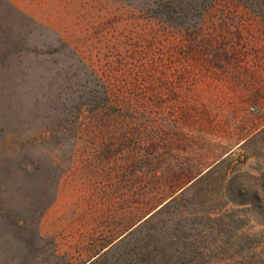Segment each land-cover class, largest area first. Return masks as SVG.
<instances>
[{"label":"rangeland","instance_id":"1","mask_svg":"<svg viewBox=\"0 0 264 264\" xmlns=\"http://www.w3.org/2000/svg\"><path fill=\"white\" fill-rule=\"evenodd\" d=\"M158 2L49 0L33 18L0 0V88L27 91L0 96V118L7 103L38 105L16 137L0 134V264H52L36 228L75 146L90 161L102 146L135 154L138 195L212 168L96 264H264V20L216 0L198 23H177L151 10ZM108 197L97 215L114 230L120 206ZM18 214L34 218L15 228Z\"/></svg>","mask_w":264,"mask_h":264},{"label":"crops","instance_id":"2","mask_svg":"<svg viewBox=\"0 0 264 264\" xmlns=\"http://www.w3.org/2000/svg\"><path fill=\"white\" fill-rule=\"evenodd\" d=\"M3 1L28 16L40 18L37 12L42 11V4L49 0ZM60 132L64 131H52ZM79 149L86 150L87 147H74L72 160L55 178L52 202L36 228L38 237L52 240V264H96L210 169L207 167L196 173L184 169L180 175L167 176L152 189L142 188L138 195L135 154L126 153L122 148L102 146L95 154L96 160L90 161L87 153L84 157L77 156L76 150ZM77 158L80 161H76ZM57 165L52 152V169ZM122 188L120 203L111 201L113 194ZM107 195L109 206H120L119 213L116 211L114 230H105L103 217L97 215L98 200L105 208Z\"/></svg>","mask_w":264,"mask_h":264},{"label":"trees","instance_id":"3","mask_svg":"<svg viewBox=\"0 0 264 264\" xmlns=\"http://www.w3.org/2000/svg\"><path fill=\"white\" fill-rule=\"evenodd\" d=\"M131 3H140L142 0H124ZM216 0H159L156 7H152V11L162 17H164L168 21L177 22V23H184V22H193L198 23L200 19H202L205 15V13L212 7V5L215 3ZM240 3L244 4L248 8L254 10L264 20V0H237ZM151 8V7H150ZM191 8L196 13L193 16L186 13L187 9ZM177 9H182L183 12L177 13ZM26 74L24 72H18L13 74V78L16 80H19L20 82H23L26 79ZM27 91L24 88H0V96L3 97H18L22 94H26ZM37 104H30L25 106V104H21L19 102H10L5 105L6 109H4L6 112L10 113V117L0 118V134H4L5 137H16L19 132H21L22 129H20L21 123H20V115L23 111L29 112L30 114H33L35 112V107H37ZM51 113V107L49 111L47 112V115ZM34 117V116H33ZM35 118H38V115H35ZM34 118V119H35ZM33 119V118H32ZM32 121L27 123L23 130L25 132L32 133L33 131L37 130V127L32 125ZM41 130H45L47 132L52 130V124L43 126ZM9 153H5V155H8ZM212 168L209 169L207 172L202 174L199 178H197L194 182L196 184L197 182H201L203 179L207 177V175L211 172ZM193 184V185H194ZM228 193H230L229 200L232 203L237 204V201L235 200L233 196V192L231 188L227 190ZM183 193V191L181 192ZM177 196L174 197L170 202H168L163 208H161L159 211H157L155 214H153L149 219H147L139 228L141 229L151 221H153L155 218H157L165 209H167L173 202L177 201ZM49 204L47 205H41V207H32L30 210L31 214L33 216H36L40 213V211L46 209ZM4 211V206L1 201L0 197V213ZM32 216V217H33ZM209 219H212L214 221H217L219 219V214L216 215V217H212L213 215H208ZM31 216H23L22 214L16 215L14 227L15 228H22L23 226L29 224L32 219ZM262 258L264 259V245L262 246L261 251Z\"/></svg>","mask_w":264,"mask_h":264}]
</instances>
